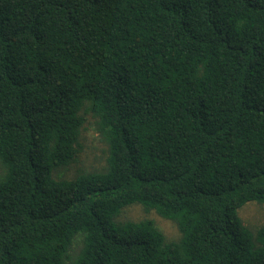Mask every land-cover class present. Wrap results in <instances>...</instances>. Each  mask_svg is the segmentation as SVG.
Segmentation results:
<instances>
[{
    "label": "trees",
    "instance_id": "trees-1",
    "mask_svg": "<svg viewBox=\"0 0 264 264\" xmlns=\"http://www.w3.org/2000/svg\"><path fill=\"white\" fill-rule=\"evenodd\" d=\"M88 115L104 163L63 175ZM248 201L264 0H0V264H264Z\"/></svg>",
    "mask_w": 264,
    "mask_h": 264
},
{
    "label": "rangeland",
    "instance_id": "rangeland-1",
    "mask_svg": "<svg viewBox=\"0 0 264 264\" xmlns=\"http://www.w3.org/2000/svg\"><path fill=\"white\" fill-rule=\"evenodd\" d=\"M81 149L78 160L62 169L63 175H71L76 167L83 169L99 168L103 165L106 156V144L95 131L93 118L88 115L80 133ZM237 214L245 226L251 231L259 225L264 224V201H248L238 207ZM144 218L152 219L163 231L167 240L179 237V232L174 222L158 216L153 210L145 208L141 203L133 202L125 205L117 215V220H141ZM79 244L75 242V247Z\"/></svg>",
    "mask_w": 264,
    "mask_h": 264
}]
</instances>
